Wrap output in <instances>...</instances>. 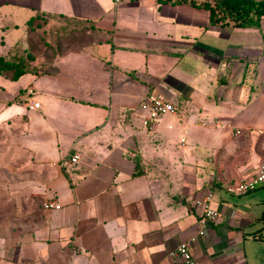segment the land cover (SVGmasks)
I'll return each instance as SVG.
<instances>
[{
    "label": "crops",
    "instance_id": "obj_1",
    "mask_svg": "<svg viewBox=\"0 0 264 264\" xmlns=\"http://www.w3.org/2000/svg\"><path fill=\"white\" fill-rule=\"evenodd\" d=\"M40 13L92 24L100 40L56 54L43 89L1 75L0 186L14 228L0 263L175 264L184 241L198 264H264V208L246 195L264 185L224 189L264 162V16L241 28L158 0H0V43L24 24L0 55ZM151 91L176 113L147 122ZM207 193L218 216L198 235L193 203Z\"/></svg>",
    "mask_w": 264,
    "mask_h": 264
},
{
    "label": "trees",
    "instance_id": "obj_2",
    "mask_svg": "<svg viewBox=\"0 0 264 264\" xmlns=\"http://www.w3.org/2000/svg\"><path fill=\"white\" fill-rule=\"evenodd\" d=\"M159 2L171 3V4H188L196 8H203L209 11V20L211 24L229 25L233 27L241 28H258L260 20L264 16V0H158ZM52 16L51 14L40 13V17ZM36 16L31 17L27 21V28L25 37L19 40L16 45L10 50V52L0 55V75L3 77L15 81L27 73L39 75L44 71V65L49 61H52L56 52L50 47L45 45V52L50 51V55L47 56L44 52V57L39 59L34 53L31 52L32 46V34L31 29L37 19ZM89 28L94 30L92 24ZM29 45L23 47L24 44ZM32 46L28 50L29 46ZM22 48V50L20 48ZM27 49V50H26ZM12 50H14L12 52ZM21 50V51H20ZM63 52V51H62ZM35 61H37L35 64ZM48 62V64H49ZM47 67L49 68L50 65ZM45 67V68H47ZM22 93V91H21ZM18 96L14 97V101H19ZM3 188V187H1ZM4 189V188H3ZM18 217V216H17ZM14 228V213L13 211L3 213L0 215V239L6 234H10ZM9 236V235H7Z\"/></svg>",
    "mask_w": 264,
    "mask_h": 264
},
{
    "label": "rangeland",
    "instance_id": "obj_3",
    "mask_svg": "<svg viewBox=\"0 0 264 264\" xmlns=\"http://www.w3.org/2000/svg\"><path fill=\"white\" fill-rule=\"evenodd\" d=\"M37 21L34 22L33 28L31 29V34H32V46L30 45L28 50L31 48V52L34 53L39 59L44 57V46L47 45V48H51L52 50L56 52H62L65 50H80V49H85L89 46H92L95 44L97 41L100 40V36L96 34L92 29L89 28V25L77 22L76 20H69V19H64V18H59V17H48V16H43L40 17V14L35 15ZM24 24L20 25L19 30L13 28L12 32L10 35L7 36L6 42L5 43H0V53L4 52L8 46L14 42L19 36V34L23 31ZM9 42V43H8ZM28 44L22 45V48L25 46L27 47ZM20 48V47H19ZM22 48H20L22 50ZM20 50V51H21ZM27 50V49H26ZM45 52L47 56L50 55V51ZM14 50H12L13 52ZM49 62V61H48ZM44 65V71H42L40 76H35L31 73H27L23 75L21 78L18 80L11 82L12 87L18 88L19 86H24L28 82V80L31 79V82L36 83V87H39L43 89L42 87L43 82H47L49 79L47 78V75L49 74V69L55 68L57 64L52 60ZM50 65L51 68L47 67ZM59 66V64H58ZM47 67V68H45ZM46 74V75H45ZM0 81L1 83L5 86H7L9 83L5 81L2 76L0 75ZM140 109L141 106L139 105ZM141 112L145 114V111L141 109ZM2 130L0 129V147L2 146ZM10 173V172H9ZM9 173H0L1 175L3 174L4 176H8L7 174ZM227 193V192H226ZM248 196L256 195L258 200L255 201L254 205L259 208H264V187L258 188L255 191L246 194ZM229 196V194H227ZM231 197L230 199L237 200L238 195L235 196H229ZM6 199V188L3 189L0 186V215L3 213H8L12 211V205L11 203L5 202ZM252 206V205H251ZM254 209V206H253ZM264 222V220H263ZM0 233L2 231L0 230ZM4 238V237H2ZM8 238V237H7ZM12 241L9 240H2L0 242V261H4L6 259L11 258V252L9 250L10 244ZM2 263V262H1ZM0 263V264H1Z\"/></svg>",
    "mask_w": 264,
    "mask_h": 264
},
{
    "label": "built area",
    "instance_id": "obj_4",
    "mask_svg": "<svg viewBox=\"0 0 264 264\" xmlns=\"http://www.w3.org/2000/svg\"><path fill=\"white\" fill-rule=\"evenodd\" d=\"M122 0H114L118 3ZM32 91H29V95L22 99L28 109H36L39 107L38 102H30V95ZM141 109L145 111V120L152 123L161 115L175 114L176 108L174 105L161 94L151 91L149 92L143 102L141 103ZM79 159L78 154H73L70 158L71 162H77ZM260 185H264V162L260 163L257 170L253 175L248 178L239 181H233L225 184L224 189L230 194H243L254 190ZM194 207L199 210V229L197 234L202 235L207 225L214 221L218 216V211L212 206L211 193L205 194L203 197L196 198L193 203ZM43 208L59 209L60 204L47 200L43 203ZM195 240V236L191 238ZM170 256L175 264H198L197 260L193 256L188 242H179L174 249L170 251Z\"/></svg>",
    "mask_w": 264,
    "mask_h": 264
}]
</instances>
